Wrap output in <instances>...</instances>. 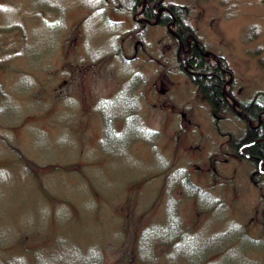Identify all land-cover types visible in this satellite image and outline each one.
Wrapping results in <instances>:
<instances>
[{"label":"rangeland","instance_id":"374dc122","mask_svg":"<svg viewBox=\"0 0 264 264\" xmlns=\"http://www.w3.org/2000/svg\"><path fill=\"white\" fill-rule=\"evenodd\" d=\"M165 2L236 101L264 93V0ZM145 20L0 0V264H264V175L229 144L243 115L212 114L170 24Z\"/></svg>","mask_w":264,"mask_h":264},{"label":"trees","instance_id":"16d2710c","mask_svg":"<svg viewBox=\"0 0 264 264\" xmlns=\"http://www.w3.org/2000/svg\"><path fill=\"white\" fill-rule=\"evenodd\" d=\"M156 1L157 0H147V3ZM128 3L130 6H135V9L132 11L134 13L138 12L140 17H146L150 20H154L155 14H153V12L148 7L140 11L143 0H128ZM172 19H174V22L171 24V28L174 30V32L179 34L182 39L188 34H192L198 40V44L200 45L201 49L205 48L201 40L197 38L195 30L191 28L185 21L184 12H182L180 6L171 5L170 12L161 13L157 23L159 25L166 26ZM173 38L175 39L177 50L174 55L175 61L179 63V60L182 57L188 59L187 63L190 65V71L188 72L187 76L191 82L198 87L200 93L208 103L212 114L218 117L222 114H237L232 110L230 100H228V94L224 92V89H226V71L224 69H228V66L223 61V59L220 58V63L224 69L217 65V63H215L209 56L203 55L196 46H192V50L188 53L183 52L178 48L177 38L175 36H173ZM177 66L184 70L181 64H177ZM228 85L229 87L226 89L227 92L229 94H233V81H229ZM261 93L262 94H258L249 101H236L237 107L241 108L244 114L250 120V123H255V125L251 127L247 126L246 119L241 117L242 121L245 123L244 128L239 133L232 135L229 140V144L233 153L252 163V180L256 184H259L260 177L264 175L257 167L259 162H261V165L264 166V93ZM105 129L107 131L112 130L110 128ZM241 147L244 150V154L238 151V149ZM18 154L20 155V153ZM146 224L147 222L144 225H141L139 230H142ZM159 245L162 246L163 244L159 243L158 246ZM219 253H223V250Z\"/></svg>","mask_w":264,"mask_h":264},{"label":"flooded vegetation","instance_id":"af4514ba","mask_svg":"<svg viewBox=\"0 0 264 264\" xmlns=\"http://www.w3.org/2000/svg\"><path fill=\"white\" fill-rule=\"evenodd\" d=\"M148 7L152 12L153 14H155V18H154V22L156 24H158V18H159V15L163 12H167L169 13L170 12V7H171V3H168V2H165V0H157L156 2H152V3H147V0H143V4L140 8V11L144 8ZM135 9V6L132 5L130 6V10L131 12H133L132 10ZM138 13V12H136ZM139 14V13H138ZM142 18V17H141ZM142 19H146L145 21H147L148 23H153L152 20L146 18V17H143ZM174 22V19H172L170 22H168L167 26L170 24V28L168 29V31L171 33V35L175 36L177 38V43H178V48L181 49L183 52L185 53H188L192 50V46H196L197 48H199L200 52L203 54V55H206L204 52H205V48L204 49H201L200 45L198 44V40L196 39L195 36H193L192 34H188L187 36H185V38H181L179 36V34H177L176 32H174V30L171 28V24ZM191 37V41H187V38L188 37ZM180 42L182 44H180ZM208 56V55H207ZM210 57V56H209ZM211 58V57H210ZM215 60H213L215 63H216V58H214ZM187 58L185 59V57H182L179 62H181V64H185L186 67L183 66L184 68V72L185 74L187 75L188 72L190 71L189 68H190V65H188L187 63ZM259 165H261V162H259L258 164V167Z\"/></svg>","mask_w":264,"mask_h":264},{"label":"water","instance_id":"95a60500","mask_svg":"<svg viewBox=\"0 0 264 264\" xmlns=\"http://www.w3.org/2000/svg\"><path fill=\"white\" fill-rule=\"evenodd\" d=\"M180 44H182V43L180 42ZM204 53L207 54V51L204 52ZM219 61H220L219 58L216 57V62H217L218 65H220ZM231 106H232V109H233L234 112H236V113H238V114H243V112H242L241 109H237V108L235 107V99H234L233 97H231ZM247 121H249V119H247Z\"/></svg>","mask_w":264,"mask_h":264}]
</instances>
